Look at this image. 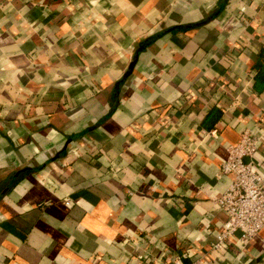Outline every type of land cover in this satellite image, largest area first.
<instances>
[{
  "label": "crops",
  "instance_id": "obj_1",
  "mask_svg": "<svg viewBox=\"0 0 264 264\" xmlns=\"http://www.w3.org/2000/svg\"><path fill=\"white\" fill-rule=\"evenodd\" d=\"M223 1L0 0V264L210 249L245 130L264 172V0ZM235 244L214 263L264 264V229Z\"/></svg>",
  "mask_w": 264,
  "mask_h": 264
},
{
  "label": "built area",
  "instance_id": "obj_2",
  "mask_svg": "<svg viewBox=\"0 0 264 264\" xmlns=\"http://www.w3.org/2000/svg\"><path fill=\"white\" fill-rule=\"evenodd\" d=\"M257 150L258 141L248 130L241 133L236 144L227 148L228 155L220 169L222 173L230 174L231 180L223 192L210 199L212 208L225 217L224 228L210 249L197 251L198 257L188 262L184 261L183 254H178L155 264H215L214 252L223 253L237 242L244 245L264 229V172L254 163ZM245 157H249V161H245ZM236 232L239 237H235ZM148 257L147 253L142 258ZM139 264L145 263L141 259Z\"/></svg>",
  "mask_w": 264,
  "mask_h": 264
},
{
  "label": "trees",
  "instance_id": "obj_3",
  "mask_svg": "<svg viewBox=\"0 0 264 264\" xmlns=\"http://www.w3.org/2000/svg\"><path fill=\"white\" fill-rule=\"evenodd\" d=\"M223 6L224 4L221 7ZM253 67L255 69L253 88L256 91L261 92L264 90V48H261L259 51L258 58ZM219 115V111L212 109L206 116L205 126L211 127L218 119Z\"/></svg>",
  "mask_w": 264,
  "mask_h": 264
},
{
  "label": "water",
  "instance_id": "obj_4",
  "mask_svg": "<svg viewBox=\"0 0 264 264\" xmlns=\"http://www.w3.org/2000/svg\"><path fill=\"white\" fill-rule=\"evenodd\" d=\"M224 1H226V0H224ZM224 1L221 3L220 7H221L223 4H225V2H224Z\"/></svg>",
  "mask_w": 264,
  "mask_h": 264
}]
</instances>
